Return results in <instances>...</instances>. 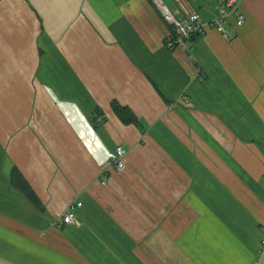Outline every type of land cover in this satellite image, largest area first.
I'll return each mask as SVG.
<instances>
[{"label": "crops", "instance_id": "1", "mask_svg": "<svg viewBox=\"0 0 264 264\" xmlns=\"http://www.w3.org/2000/svg\"><path fill=\"white\" fill-rule=\"evenodd\" d=\"M162 1L209 20L220 0ZM238 3L231 39L185 49L152 0H0V264H256L264 0Z\"/></svg>", "mask_w": 264, "mask_h": 264}, {"label": "built area", "instance_id": "2", "mask_svg": "<svg viewBox=\"0 0 264 264\" xmlns=\"http://www.w3.org/2000/svg\"><path fill=\"white\" fill-rule=\"evenodd\" d=\"M160 12L162 18L173 27V36L166 38L169 47L175 45L188 49V45L193 37L203 34L209 28H215L225 39H231L234 34L229 29V21L233 17L236 25H240L245 17L240 9L238 0H220L216 6L217 13L209 20H202L197 12H189L179 16L175 9H170L162 0H152ZM127 150L122 146H117L110 154L101 173L102 183L106 184L109 172L116 170L123 172L126 168ZM81 204L79 203L78 206ZM73 207V205L71 206ZM76 215L72 210H68L61 218L60 224H72L75 222ZM264 254V225L261 228V238L258 245L256 264Z\"/></svg>", "mask_w": 264, "mask_h": 264}, {"label": "trees", "instance_id": "3", "mask_svg": "<svg viewBox=\"0 0 264 264\" xmlns=\"http://www.w3.org/2000/svg\"><path fill=\"white\" fill-rule=\"evenodd\" d=\"M112 107L118 117L124 122V123H137V119L134 116V113L132 110L126 106L120 105L117 102L112 103ZM13 180L19 184L24 191L28 194V196L38 205H41V203L38 201L34 191L30 188L27 181L22 177L19 171H16L13 173Z\"/></svg>", "mask_w": 264, "mask_h": 264}, {"label": "rangeland", "instance_id": "4", "mask_svg": "<svg viewBox=\"0 0 264 264\" xmlns=\"http://www.w3.org/2000/svg\"><path fill=\"white\" fill-rule=\"evenodd\" d=\"M256 21H257L258 24L260 25V26H258V27H260V28L262 29L263 33H264V15L262 14V15L256 17ZM257 249H258V248H257Z\"/></svg>", "mask_w": 264, "mask_h": 264}]
</instances>
